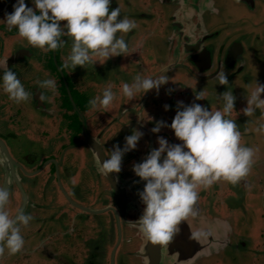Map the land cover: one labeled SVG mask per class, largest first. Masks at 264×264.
<instances>
[{
	"label": "flooded vegetation",
	"instance_id": "flooded-vegetation-1",
	"mask_svg": "<svg viewBox=\"0 0 264 264\" xmlns=\"http://www.w3.org/2000/svg\"><path fill=\"white\" fill-rule=\"evenodd\" d=\"M14 2L15 0H0V70L6 66L15 72L29 93V99L15 103L8 99L7 94L0 92V186L9 191V201L5 207L9 215H14L18 208L31 215L29 223L20 226V232L24 241L31 243V246L39 243L41 251H45L44 256L47 253L49 257H59L55 252L59 240L73 249L76 245L73 232L81 227L85 229L86 219L88 215H92L100 218V224L105 221V225L102 224L100 228L101 242L107 241L110 236L115 237L117 242L121 227L120 244L125 243L126 238V242L134 247L128 251L129 255L126 254L134 259V264H144L137 252L147 239L133 222L141 215L144 207L138 192L143 189L145 181L134 174L132 165L141 162L151 149L158 147V136L165 138L168 143L181 142L175 138L173 130L166 126H161L156 133L150 130L157 121L171 123L178 106L177 101L188 103L187 105L195 102L209 110H215L223 103L222 100L218 101L217 96L228 90L237 101L233 103V111L228 118L240 124L237 127L241 132V143L244 144V137L252 134V129L260 119H255L260 117L258 109L250 117L245 116L241 110L246 107L247 90L255 86L248 89L253 78L250 73L261 76L262 82L258 83L264 84V75L259 74L260 66L264 68V2L111 0L109 10L119 6L120 16H127L136 25L128 33H117L125 39L128 54L110 56L103 63L96 61L89 64L90 67L88 64L85 67L77 65L72 71L59 67L70 51V38L62 37L65 39L63 47L44 52L17 36L14 27L11 31L5 30L2 20L6 12L13 10ZM125 3L131 8L128 15ZM25 4L34 7L31 0H25ZM142 55V60H139ZM118 57L120 62L116 69L114 62ZM167 65L175 67L165 68ZM221 67L227 78V85L215 81L216 73ZM75 68H79L78 72H86L91 68V80L82 83L76 76L79 73L75 72ZM153 73L168 77L158 90L153 88L137 93L130 100L119 92L120 84L131 83L136 74L149 76ZM46 78L56 82L54 93L41 90L36 85V81ZM109 84L114 93L109 109L105 111L90 108L88 100L99 95ZM200 90H204L206 98L196 100L195 92ZM41 91L45 101L38 99ZM77 94L82 99L81 106L76 100ZM261 97L264 98V91L261 92ZM165 104L168 105L167 110L164 108ZM68 105L73 108L69 109ZM32 109H38V113L45 115L42 123L35 121L30 111ZM126 128L129 129L125 130ZM134 130H139L142 135L137 140L136 147L124 152L121 157L119 172L122 176L119 177L117 172L116 179L112 181L100 174L94 158L95 151L102 149L105 155L109 154L114 145L122 147L124 137ZM20 136H24L25 144L35 148L27 149L24 146V152L16 154L9 143L17 141ZM21 147L19 143L14 148L19 150ZM253 175H246L250 177V182H255L254 190L248 191H258L261 194L264 192V181L259 182L260 178ZM245 177L240 180L243 181ZM87 182H95L102 196L92 205L85 200L89 189ZM218 182L220 185L215 188L218 196L212 197V211L217 214L211 212L208 204L205 205L209 192H201L202 189L198 190L195 207H199L201 215L211 219L220 218L229 223V243L217 253L222 254L231 245L239 246L235 241L241 243V230L235 232L232 222L236 216L231 218L229 215L232 204L227 199V195L235 196L237 186L229 183L231 186L225 189L228 182ZM245 183L247 184L246 181ZM53 189L54 192L59 191V197L63 196L65 200L60 199L61 206L72 210L71 214H67V210L61 215L55 214L52 207L59 205L58 200L54 201L52 198L49 203ZM220 189L229 192H217ZM115 194L121 207L120 226L116 214L111 210L115 206ZM247 198L246 201L244 199V208L252 207L254 215L246 231V237L250 239L243 244L244 253L253 255L257 260V257H264V203L262 206L255 201V195ZM91 210L103 212L93 214L88 212ZM48 213L52 217L51 223H47ZM53 214L56 216L53 217ZM110 214L113 216L112 231L106 225L107 215ZM57 220L64 221L68 228L65 231L57 229L56 235L67 234L66 238L58 239L54 236L56 243H48L45 239L55 231L52 224L56 225ZM236 221L241 220L238 217ZM86 240L97 243L96 237L89 236ZM210 257L212 255L199 258L195 264H216L219 259L222 264L224 261L221 258L211 260ZM167 258H164V264H167ZM86 261V264H93L91 257Z\"/></svg>",
	"mask_w": 264,
	"mask_h": 264
},
{
	"label": "clouds",
	"instance_id": "clouds-1",
	"mask_svg": "<svg viewBox=\"0 0 264 264\" xmlns=\"http://www.w3.org/2000/svg\"><path fill=\"white\" fill-rule=\"evenodd\" d=\"M110 2L31 0L34 7H29L25 0H15L13 10L5 13L2 23L5 30L11 31L14 27L17 36L44 52L63 47L65 39L62 37L70 38V51L60 64V69H73L77 65L85 67L96 61L103 63L110 56L128 54L125 39L117 33H128L136 27L135 22L127 16H120L119 6L109 10ZM61 21L65 23L61 24ZM167 80L166 75L158 73L149 76L136 74L131 83L120 84L119 92L130 100L137 93L153 88L158 90ZM215 81L221 85L228 84L222 67L216 73ZM36 85L52 93L56 90V82L51 78L38 80ZM262 91L264 84L259 83L247 90L246 107L241 111L250 117L259 110L260 119L252 131L264 135ZM0 92L7 94L8 99L15 103L29 99V93L16 73L6 66L0 70ZM113 98L112 85L109 84L99 95L90 98L88 105L92 109L107 111ZM202 98H206L204 90L195 92L196 100ZM38 99L45 101L43 91ZM217 99L223 103L215 110L195 102L185 105L183 101H177L171 123L157 121L150 130L156 133L161 126H166L173 130L174 136L181 142L168 143L165 138L158 136V147L151 149L141 162L132 165L134 174L145 181L143 189L138 192L144 207L133 223L154 245L167 244L179 230L178 225L182 220L187 221L189 216L197 215L195 203L199 189H206L218 180L236 184L249 172L254 150L241 143V132L235 120L228 118L233 111L235 97L228 90L217 96ZM164 108L167 110L168 105L165 104ZM141 135L142 132L134 130L125 136L124 145H114L106 159L101 160L94 153L97 171L105 176L109 172H119L123 153L135 148ZM8 201V189L0 186V253L6 251L14 255L24 245L20 226H26L32 217L19 208L14 215H9L5 207ZM191 238L197 237L191 233Z\"/></svg>",
	"mask_w": 264,
	"mask_h": 264
},
{
	"label": "rangeland",
	"instance_id": "rangeland-1",
	"mask_svg": "<svg viewBox=\"0 0 264 264\" xmlns=\"http://www.w3.org/2000/svg\"><path fill=\"white\" fill-rule=\"evenodd\" d=\"M119 1H121V0H119ZM125 2H126V0H125ZM263 2H264V0H261V3H263ZM125 4L128 6L125 9V11L128 15L131 8H130L129 4H127V3H125ZM135 19H139V18H135ZM259 33H261V32H259ZM261 35H263V34L261 33ZM142 57H143V55L141 57H139V60H142ZM118 58H116L115 62H114V63H116V69H117V67L119 68V65H117V64H119L120 58H119V60H118ZM137 61H138V59H137ZM88 67H90L89 64H88ZM93 68H95V67H93ZM65 69L67 71H72V69H70V68H65ZM78 71H79V68H75V72H78ZM259 71H260L259 74L263 76L264 75V68L262 66H260ZM78 73L79 74H76V76H78V78L81 79L82 83H84V84L87 83L89 80H91L92 75H93L91 72V68L89 71H86V72L80 71ZM250 74L253 78L251 79V81L249 83L248 89L253 87L255 85V83L262 82L261 76L257 77L256 74H253V73H250ZM75 97H76L77 102L81 106V103H82L81 97H79V95L78 96L75 95ZM152 99L153 98H151V100ZM236 102L237 101L234 100L233 103H236ZM185 104L187 105L188 103H185ZM67 107L69 109L73 108V107L71 108L70 105H68ZM30 111L32 112V116H34L35 121H38L40 123L43 122V118L45 117V115L43 116V114L41 112L38 113L39 112L38 109H32ZM46 118H48V116H46ZM259 118L260 117H256L255 119H259ZM236 124H237V126L240 125L239 123H236ZM37 128L38 127H35V129H37ZM127 129H129V128H126L125 130H127ZM29 130H31L33 132V130L31 128H29ZM20 137L21 138H19V137L17 138V141L13 140L15 142L10 141V143H9L13 147V149L15 150L14 152L16 154L24 152V149H23L24 146L27 147V149L28 148H31V149L35 148L33 146H29L28 144H25L24 136H20ZM145 138L147 139L148 137L145 136ZM19 143L22 146L19 149L20 151L18 149L16 150L14 148V147L18 146ZM244 145L250 146L254 150L253 162H252V165L249 169L248 175L250 176L252 174V176H254L253 174H255L256 176H258L257 178H260V179H258V181L259 180L264 181V135H262L258 132L252 131L251 135H247L244 137ZM249 176L248 177L246 176L243 179V181L239 180L235 184V186H237V190L235 191V196L231 197V196L227 195L228 196L227 199H229L230 203L232 204V206H231L232 209L230 210L229 215L231 216V218H234L236 216V219L239 217V219L241 220V221L237 222L236 219H234L232 222L234 227H235L234 229H236L235 232L241 230V232H239V238H240L239 240L241 243H238L237 241H235L237 244H239V246L231 245L222 254H212V257L209 258L211 260L221 258L224 260L222 264H264V257H259V258L257 257V260H255L253 255L244 253L243 244H245V242L248 243L249 239H250V238L246 237V235H247L246 231L249 229V227H250L249 223L251 222V218L254 215L252 212V210H253L252 207L247 206L244 208V199L246 201V199H248L247 198L248 196L251 197L252 195H255L256 196L255 201L261 203V205L264 203V192H262L260 194V192H258V191H252V192L248 191V190H254V188H255V182L253 180H252V182H250L251 180H250ZM218 181L214 182L208 188L201 190V192H203V191L209 192L208 201L205 203V205L207 206V204H208L211 212L214 214H217V213H216V211H212V197L218 196V194L215 192L216 191L215 188H217L220 185ZM245 181L247 182V184L245 183ZM257 183H256V185L258 187ZM86 184H89L88 185L89 189H88L87 195H85V200L88 203H91V205H92L95 201H99L102 196L98 192L97 186L95 185V182L93 184H90V182H87ZM230 186H229V183H227V184H225L224 188L228 189V187H230ZM260 190H262V189H260ZM51 191H52V193H50L51 196H49V198H50L49 203H51L52 198H54V201L58 200L59 205L53 204L54 206L52 208H53V211H55L56 215H61L64 210H67V208H64V206H61L60 199H62V200H65V199L63 198V196L59 197L60 196L59 191L54 192V189ZM217 192H219V193L223 192L226 194L229 192V190H225V192H224L220 189ZM205 195H206V193L203 194V196H205ZM96 206H98V204H96ZM69 210L70 209L67 210L68 211L67 214L72 213V210H70V211ZM48 215H49V213H48ZM56 215L53 214L52 216L55 217ZM51 218L52 217L49 215V219H48L47 223L52 222V221H50ZM106 220H107L106 225L110 226V230L112 231L113 218H111L110 215H107ZM86 222H87L86 228L84 229L81 227V230H80V232H82L83 236L86 238H88L89 236H96L98 234V231L100 230V228L103 226L102 224L105 225V221L101 222V224H100V218L98 216H92V215H88ZM52 225H53V229H55V231L51 233L49 238L46 237V239H45L46 242H48V243L55 242L56 243L54 236H57L58 239H59V237L66 238L67 234L64 236H61L62 233H60V236L56 235V234H58L57 229L65 231L68 228V226L66 227V224L64 221L57 220L56 225L55 224H52ZM111 237L112 236H110V238L107 241H103L102 246L97 249L100 256H97L96 260L99 262L101 261V264H110V255H111V252H112L114 245H115V242H116L115 237H112V238ZM125 237L131 238L130 236H125ZM124 241H125V243L121 242V244L119 245V249H118L119 255H118V253L116 255V256H118L117 262H118V264H134V263H136L134 261V259L128 257V255L130 253V252L128 253V251L132 250L134 247L132 245H130L129 242L128 243L126 242L127 241L126 238H124ZM82 243L83 242L80 241L79 244L75 245L74 248L72 249V248H68L63 242H60V240H59V242H58L59 246H58V248H55V252L59 255V257H57V258H53V256L49 257V256H47V253H46V256H44L45 251L44 252L41 251L42 246L40 247L39 243H37L34 247L31 246V243H26L28 249L25 247H22V252L16 253L14 256L15 258L13 257L14 259L12 258L13 255L7 254L6 251L4 253H0V264H82V262L85 261L84 259H87V256L90 252L88 250V248L93 249L91 246L84 248ZM36 246H38V248H36ZM51 248H52V250L54 249V247H51ZM237 248H239V249H237ZM126 253H128V255ZM205 264H207V262H205ZM216 264H221V260L219 259V262H217Z\"/></svg>",
	"mask_w": 264,
	"mask_h": 264
},
{
	"label": "water",
	"instance_id": "water-1",
	"mask_svg": "<svg viewBox=\"0 0 264 264\" xmlns=\"http://www.w3.org/2000/svg\"><path fill=\"white\" fill-rule=\"evenodd\" d=\"M253 4L254 3H252V5ZM170 67L173 68L175 66L167 65L165 68H170ZM161 71L163 70L161 69ZM95 152H96L95 153L96 157L100 156L101 160L107 158L102 149L99 150L98 152L97 151ZM116 175L117 172H109L106 176L113 181L114 179H116ZM119 175H120L119 177L122 176L120 172ZM113 200L115 206H113L111 210L114 212V214H116L118 225L120 226L119 223L120 204L119 202H117L118 200H116V194L113 196ZM197 209H198V213L195 217L189 216L187 218V221L182 220L179 223L178 225L179 230L173 234V237L167 244L160 246L159 244L154 245L147 240L145 241L142 248L137 252V255L140 256L144 264H164L165 261L164 258L166 256L168 257L167 264H195L199 258L211 256L212 254H217L219 251L223 250L227 246L230 239L229 233L231 232L229 223L226 220L220 218L211 219L206 215H201L198 206ZM88 212H91L93 214H99L102 213L103 211L101 212V210L98 211L91 210ZM110 217L113 218L111 214ZM80 230H75V232H73L75 234L76 245L79 244L80 241H82L84 248L91 246L93 249L88 248L90 252L87 256V259L91 257L93 264L94 263L101 264V261L99 262L96 260V257L100 256L97 249L102 246V242L100 241L101 231L99 230L96 236H92L97 238V243H93L90 240H86V238L83 236ZM119 230L120 231H118L119 232L118 240L110 255V264H118L117 262L118 256L116 255L117 253L119 255L118 249L122 238L121 227L119 228ZM191 233L195 234L197 238L196 239L191 238ZM26 243L27 242L24 241L23 247L25 248H27ZM36 248H38V246H36ZM20 252H22V249L17 253ZM14 256L15 254L12 256V258ZM87 259H84L85 261L82 262V264L83 263L86 264Z\"/></svg>",
	"mask_w": 264,
	"mask_h": 264
}]
</instances>
